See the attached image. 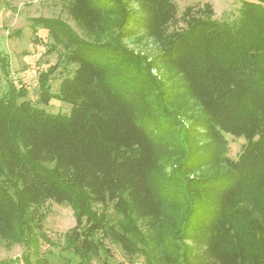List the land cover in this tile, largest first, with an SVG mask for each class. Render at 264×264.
<instances>
[{
    "label": "trees",
    "instance_id": "1",
    "mask_svg": "<svg viewBox=\"0 0 264 264\" xmlns=\"http://www.w3.org/2000/svg\"><path fill=\"white\" fill-rule=\"evenodd\" d=\"M68 2L82 35L35 20L73 66L60 89L57 62L35 101L14 83L0 93V245L39 241L52 201L75 211L64 247L87 263L107 239L145 264H264V0H243L233 21L191 8L153 58L124 42L138 25L122 0ZM161 2L142 22L156 38L175 15ZM53 99L70 111H48ZM225 133L246 139L237 159ZM36 251L0 264L46 263Z\"/></svg>",
    "mask_w": 264,
    "mask_h": 264
},
{
    "label": "rangeland",
    "instance_id": "2",
    "mask_svg": "<svg viewBox=\"0 0 264 264\" xmlns=\"http://www.w3.org/2000/svg\"><path fill=\"white\" fill-rule=\"evenodd\" d=\"M130 9L134 22L138 26H131L127 29L125 43L137 50L144 52L149 58H153L162 51L168 37L175 32L187 28V16L185 14L191 8L197 16L212 17L222 21L236 20L240 13L243 0H172L175 4L174 18H170L165 26V32L161 37L150 35L144 29L142 22L146 19L144 11L151 12L153 5L158 2L161 8L165 9V4L161 0H122ZM68 0H0V50L9 56L10 75H6L0 68V93L8 90L9 84L14 83L17 87L24 86L28 89V98L35 101L38 97V76L42 70L48 69L51 65L60 63L59 69L51 79V86L54 92L60 89L61 80L67 76L72 65L67 64L64 48L57 45V49L49 52L54 44L47 29L36 25L38 18H59L68 22L79 34H83L77 25V21L69 13ZM204 10V11H200ZM113 20L119 17L107 16L101 19ZM152 17H150L151 20ZM130 24L132 22L130 21ZM129 24V25H130ZM103 38V37H102ZM63 58V59H62ZM169 67L160 66L154 68V73H160L166 78ZM45 107V106H44ZM206 114L202 105L198 106ZM70 105L58 99H53L46 109L51 112L68 113ZM198 113V112H196ZM184 121L187 120L184 119ZM201 132L205 135L202 142L211 141L209 132L201 127ZM228 141L227 156L237 159L244 149L246 139L237 137L230 133H225ZM213 139V138H212ZM216 168H222V164H217ZM214 171V168L210 171ZM44 218L42 231L44 235L39 237V241L28 244L13 242L6 244L2 240L0 245V260L14 259L21 257L27 252L38 249L37 259H44L43 264H145L142 258H128L123 249L109 240H105L106 249L95 257L90 263L82 261L71 251L67 250L66 234L72 231L77 225L75 211L68 205H60L49 202ZM36 259V260H37Z\"/></svg>",
    "mask_w": 264,
    "mask_h": 264
}]
</instances>
